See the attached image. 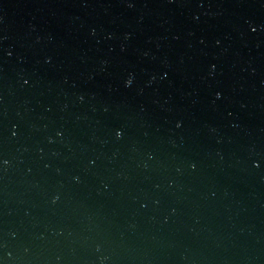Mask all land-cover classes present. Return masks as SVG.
Here are the masks:
<instances>
[{
	"label": "water",
	"instance_id": "water-1",
	"mask_svg": "<svg viewBox=\"0 0 264 264\" xmlns=\"http://www.w3.org/2000/svg\"><path fill=\"white\" fill-rule=\"evenodd\" d=\"M0 264H264V0H0Z\"/></svg>",
	"mask_w": 264,
	"mask_h": 264
}]
</instances>
